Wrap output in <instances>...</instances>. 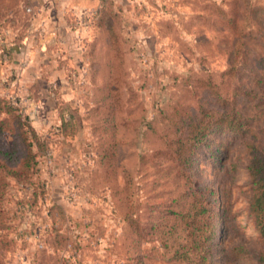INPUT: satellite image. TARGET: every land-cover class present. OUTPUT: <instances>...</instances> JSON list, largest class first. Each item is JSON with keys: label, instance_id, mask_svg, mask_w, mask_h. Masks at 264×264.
<instances>
[{"label": "rangeland", "instance_id": "rangeland-1", "mask_svg": "<svg viewBox=\"0 0 264 264\" xmlns=\"http://www.w3.org/2000/svg\"><path fill=\"white\" fill-rule=\"evenodd\" d=\"M40 9L0 0V264H180L154 226L185 205L190 166L159 136L174 110L220 107L235 40L264 57V0H114L63 13L44 47ZM244 153L215 132L189 168L217 195L213 264H256L262 248Z\"/></svg>", "mask_w": 264, "mask_h": 264}, {"label": "trees", "instance_id": "trees-1", "mask_svg": "<svg viewBox=\"0 0 264 264\" xmlns=\"http://www.w3.org/2000/svg\"><path fill=\"white\" fill-rule=\"evenodd\" d=\"M104 7H114V0H105ZM237 18L233 17L230 22L235 23ZM233 31H236L235 26ZM91 43L93 48V39ZM251 43L238 39L234 42V53L224 73L231 81L229 90L224 95L216 94L220 107H200L196 114L191 115L179 110L168 113L167 128L159 139L170 160L186 174L197 147L207 143L212 134L223 132L240 138L250 178L249 207L262 240V248L254 257L256 264H264V57L249 59ZM262 47L264 49V44ZM243 69L248 72L247 84L241 82ZM189 168L188 174L183 175L192 185L184 193L187 199L185 205L178 211H171L168 223L162 219L155 223L154 229L171 240L170 260L175 263L213 264L215 246L212 240L216 236L214 211L217 195L213 187L194 180ZM243 249L236 247L235 251ZM134 259L139 262L142 257L136 253Z\"/></svg>", "mask_w": 264, "mask_h": 264}, {"label": "crops", "instance_id": "crops-1", "mask_svg": "<svg viewBox=\"0 0 264 264\" xmlns=\"http://www.w3.org/2000/svg\"><path fill=\"white\" fill-rule=\"evenodd\" d=\"M36 3L38 7H41L40 10L42 12H47L48 16L43 19V47L46 44L55 43L58 39H61V35L63 31L66 29V27L62 24L63 20V13H72L74 16H76V20H81V17H84L86 15L92 14L93 11L97 7H103V3L101 0H36ZM53 9H55L53 11ZM56 13L57 20L52 21L54 17L50 16V13ZM45 14H43L44 16ZM79 30L76 33V39H74L75 46L82 44V40L84 39L87 30V26H82L81 21L79 22ZM93 29V28H92ZM64 39V38H63ZM66 41V39H64ZM77 47V46H76ZM79 51V50H78Z\"/></svg>", "mask_w": 264, "mask_h": 264}]
</instances>
